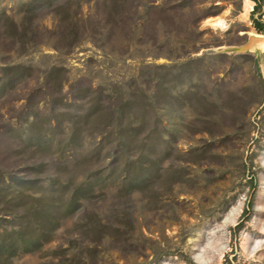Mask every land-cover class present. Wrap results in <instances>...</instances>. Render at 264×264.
<instances>
[{
    "label": "rangeland",
    "instance_id": "rangeland-1",
    "mask_svg": "<svg viewBox=\"0 0 264 264\" xmlns=\"http://www.w3.org/2000/svg\"><path fill=\"white\" fill-rule=\"evenodd\" d=\"M245 3L0 0V264H264Z\"/></svg>",
    "mask_w": 264,
    "mask_h": 264
},
{
    "label": "bare ground",
    "instance_id": "bare-ground-1",
    "mask_svg": "<svg viewBox=\"0 0 264 264\" xmlns=\"http://www.w3.org/2000/svg\"><path fill=\"white\" fill-rule=\"evenodd\" d=\"M255 2L252 0H246L244 10L242 14L240 15L241 18L243 19H249V17L252 15V12L254 11L255 8ZM230 10L226 11L223 15L217 16V17H212L208 18L204 22V27L210 28L214 31H225L230 28ZM238 19V18H236ZM253 36H258L261 39H264V35H258V33H255L254 31L249 32ZM261 47L264 49V42L261 43Z\"/></svg>",
    "mask_w": 264,
    "mask_h": 264
},
{
    "label": "water",
    "instance_id": "water-1",
    "mask_svg": "<svg viewBox=\"0 0 264 264\" xmlns=\"http://www.w3.org/2000/svg\"><path fill=\"white\" fill-rule=\"evenodd\" d=\"M260 35V34H258ZM264 42V39L259 38L258 36L250 35L248 43L240 48H230L222 50L223 54H254L259 58L260 56L264 57V49L261 47V43Z\"/></svg>",
    "mask_w": 264,
    "mask_h": 264
},
{
    "label": "trees",
    "instance_id": "trees-1",
    "mask_svg": "<svg viewBox=\"0 0 264 264\" xmlns=\"http://www.w3.org/2000/svg\"><path fill=\"white\" fill-rule=\"evenodd\" d=\"M252 1H254L257 4L256 9H255V13H258L259 9L262 8L261 3H264V0H252ZM254 28L258 34L264 35V22L262 21V18H260L259 20H254ZM258 63L259 62L257 61L255 67H257L259 69ZM59 209L62 210V206L59 207Z\"/></svg>",
    "mask_w": 264,
    "mask_h": 264
},
{
    "label": "crops",
    "instance_id": "crops-1",
    "mask_svg": "<svg viewBox=\"0 0 264 264\" xmlns=\"http://www.w3.org/2000/svg\"><path fill=\"white\" fill-rule=\"evenodd\" d=\"M257 6V4H255V7ZM264 22V21H263ZM262 58V56H260L259 58L256 57V61H260V59Z\"/></svg>",
    "mask_w": 264,
    "mask_h": 264
}]
</instances>
